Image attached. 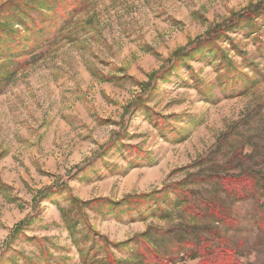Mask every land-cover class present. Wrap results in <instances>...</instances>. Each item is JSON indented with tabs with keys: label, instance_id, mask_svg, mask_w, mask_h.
I'll use <instances>...</instances> for the list:
<instances>
[{
	"label": "rangeland",
	"instance_id": "rangeland-1",
	"mask_svg": "<svg viewBox=\"0 0 264 264\" xmlns=\"http://www.w3.org/2000/svg\"><path fill=\"white\" fill-rule=\"evenodd\" d=\"M263 4L0 0V264H264Z\"/></svg>",
	"mask_w": 264,
	"mask_h": 264
},
{
	"label": "trees",
	"instance_id": "trees-1",
	"mask_svg": "<svg viewBox=\"0 0 264 264\" xmlns=\"http://www.w3.org/2000/svg\"><path fill=\"white\" fill-rule=\"evenodd\" d=\"M259 6H261V5H259ZM262 7V9L264 10V4L261 6ZM255 9H260V8H258V6H256L255 7ZM248 15L249 14H246V15H242V17L243 18H246V17H248ZM238 21H229V23H228V25H227V30H226V32H228L229 30H232V29H235V28H237V26H238ZM236 26V27H235ZM194 52H199V50L197 49V48H195V47H193V48H191V49H189V50H181L180 52H178V53H175V55H174V59L175 60H182L184 57H188L190 54H192V53H194ZM167 73H168V71H165V72H163L161 75H160V77L159 78H161V79H166L165 78V75H167ZM247 178V182H248V184L250 183H254V182H250L249 181V179L251 178V176H247L246 177ZM256 185H257V183H255ZM253 186V185H252ZM259 189H260V186L258 187Z\"/></svg>",
	"mask_w": 264,
	"mask_h": 264
}]
</instances>
